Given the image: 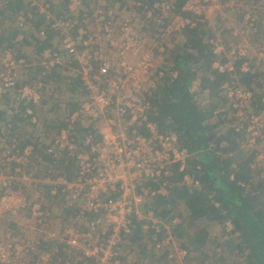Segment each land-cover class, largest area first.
Listing matches in <instances>:
<instances>
[{
    "label": "built area",
    "instance_id": "1",
    "mask_svg": "<svg viewBox=\"0 0 264 264\" xmlns=\"http://www.w3.org/2000/svg\"><path fill=\"white\" fill-rule=\"evenodd\" d=\"M70 2L69 14L57 20L48 16L43 21L54 33L66 35L67 40L61 49L50 47L41 53L35 82L18 86L14 74L28 66L29 60H16L11 50L2 54L0 97H11L15 110L11 108L12 116L7 115L1 123L6 137L0 141V212L9 210L15 215L28 209L32 217L27 224L16 221L14 229L3 230L0 264H122V245L139 227L153 239L151 249L164 258L162 264H185L188 251L172 230L182 223L181 217L162 222L149 202L170 197L176 187L175 171L182 174L187 187L197 186L199 181L197 174L188 170L190 153L180 148L178 138L160 133L147 120L157 86L149 77L153 64L149 34L144 30L153 29L156 39L166 41L187 27L214 21L215 16L211 20L205 13L209 8H223L224 1L186 0L179 11L171 0H153L152 4L133 0L129 17L123 20L107 0H99L92 10L82 0ZM261 5L264 7V0ZM259 22L255 14L246 13L233 37H244ZM261 24L264 26V19ZM39 33L41 41L47 39L44 26ZM217 44L213 42L214 53L220 56L224 51ZM249 47L245 39L235 44L238 59L247 60L241 68L244 72L251 70L246 54ZM9 55L12 59L3 62ZM256 57L264 61V48ZM217 67L222 72L234 69L233 63ZM53 73L78 78L87 95L77 107L62 104V126L48 144L43 146L37 140L25 144L12 130L13 119L17 116L22 123H37L45 80ZM230 85L228 100L234 115L252 98V92L235 82ZM55 93L53 90L52 95ZM198 93L195 87L194 94ZM234 117L240 129L247 130V143L256 147V164L264 168V135L259 134L263 126L258 117L242 113ZM69 165L72 171L63 170ZM146 182H154L156 187L146 186ZM35 183L51 187L48 200L29 203L23 191L16 189L17 185H38ZM54 204L62 206L71 219L58 223V233L35 237L41 229L55 225L47 209ZM226 227L229 232L233 229L231 223Z\"/></svg>",
    "mask_w": 264,
    "mask_h": 264
},
{
    "label": "trees",
    "instance_id": "2",
    "mask_svg": "<svg viewBox=\"0 0 264 264\" xmlns=\"http://www.w3.org/2000/svg\"><path fill=\"white\" fill-rule=\"evenodd\" d=\"M173 1L180 11L186 0ZM23 5L24 0L7 2L12 15H31L29 9L26 11L30 4ZM0 14L3 11L0 10ZM36 15L34 12L31 15L33 21L37 19ZM185 15L192 16L190 13ZM204 25L199 23L195 27H187L181 31L183 39L174 40V52L167 59L169 63L164 62L157 73V89L150 99L156 112H152L154 117L150 112V119L160 132L178 136L180 147L191 154L188 170L197 174L199 185L191 189L185 187L182 185V174L174 170L177 186L171 191L170 197L154 199L149 208L152 207L162 219L169 220L176 215L182 218V223L174 232L188 251L185 264H264V171L253 167L254 153L247 156L243 134L236 133L234 128L226 133L221 130L225 120L204 125V121L213 116L218 108L225 85L232 84L239 77L244 85L250 87L257 79V74L241 71L245 59L234 60L231 72L220 71L215 64L219 62L225 66L228 58L224 53L220 56L214 53V34L206 30ZM42 26L46 28L48 36L44 41L35 40L40 45V52L53 47L50 42L55 35L45 23ZM14 34L13 31V37ZM57 74L63 75L53 73L50 78ZM72 80L82 86L78 78ZM194 83L201 86L203 91H209L211 102L203 114L202 105L198 104L192 90ZM77 93L79 98L74 107L79 106L87 95L85 90ZM20 107L23 108L22 104ZM6 117V112H0V122L5 121ZM21 124L22 120L14 117L12 130L20 128ZM24 143L32 144L30 140ZM198 166L200 170H197ZM145 185L151 187L150 184ZM179 206L183 208V213L176 211ZM227 223L233 226L230 233L226 232ZM211 224L220 226V233L225 238L222 245L218 242L217 248L214 243L217 246L218 239L210 238ZM140 239L139 227L131 237V242ZM152 252L155 254L154 250ZM160 260L164 261V258H156L154 262Z\"/></svg>",
    "mask_w": 264,
    "mask_h": 264
},
{
    "label": "rangeland",
    "instance_id": "3",
    "mask_svg": "<svg viewBox=\"0 0 264 264\" xmlns=\"http://www.w3.org/2000/svg\"><path fill=\"white\" fill-rule=\"evenodd\" d=\"M84 6L92 10L95 8L98 4L99 0H82ZM133 0H107V3L110 4L113 8H115L118 12L120 19H127L129 17V11L131 8ZM173 1V0H171ZM224 1V7L221 9L216 8H209L206 12V16H209V18L212 20L213 16H215V20L212 22H205V29L208 31H212L214 34L215 41L223 48L224 54L228 59V63L226 65L230 66L234 60L238 59V55H236L235 52V44L237 41H241L242 39H245L248 44L250 45L249 51H247L246 54H249L248 62L251 66V70L248 72H252L253 74H257V79L253 81L250 87L244 85L240 78L237 77L234 79L235 85L245 88V90H250L252 92V98L250 100H247L243 102V108H238L237 113L233 115V107H231V103L228 100V95L231 92L232 85H225L224 91L222 92L223 98L219 100L218 103H220L217 107V109L214 111L213 116H211L208 120L204 121V125H207L208 123H216L220 122V120H225L224 126L221 127V130H223L225 133L230 129L234 128L236 133L243 134L244 137V148L247 151L248 155H251V153L255 152L256 147H251L248 143V132L247 130L240 129V124L238 119H235L234 116L238 115V113H242L243 115H255L258 117V123L263 126L261 131L259 132L260 135H264V61L259 62L257 60V52L264 48V26L261 24V20L264 17V7L261 5V0H223ZM8 0H0V10L3 11V14H0V68H2V54L5 50H11L14 54L12 56L16 59H24L25 61L29 62V65L26 67L19 68L14 76L17 80V85L22 86V84H28L33 83L37 80L39 75V69H38V58L41 56L40 52V45L36 43L35 40H43L40 36L39 31L42 29L43 21L48 16L51 17L52 20H57L59 17L69 14L70 13V0H24V6H27V4H30V7L26 9V11L29 9V14L33 15L34 13H38L36 15V18L34 21L32 18H29L30 15H24V14H18V15H12L7 7ZM174 2V1H173ZM235 6H233V3ZM100 3H103V0H100ZM71 4V2H70ZM226 4H229L228 6ZM69 5V6H68ZM45 9V12L43 9ZM69 9V12L67 13V10ZM254 13L258 16L260 23L252 30H247L246 35L243 37L239 36L238 38H234L232 33L236 30L238 23L240 21V18L243 13ZM40 14V15H39ZM21 16H24L21 17ZM18 17V18H17ZM24 20V23L21 25V18ZM25 19L27 20L25 22ZM7 31V33H5ZM14 34V37L12 36V33ZM145 33L149 34V51L151 53L152 58V71L150 72V80L152 84H155L154 80L156 79L157 73L161 70L162 65L164 62L169 63L167 59H169V56L172 52H174V47L176 46V42L174 40H182L183 36L182 33H178L174 35L173 37L167 39L166 41H163V38L161 40H158L154 36V30L150 28H145ZM16 35V37H15ZM19 37V40H17ZM166 39V38H164ZM67 40L66 35H62L59 33H55L54 37L52 38L51 42L53 49L59 50L63 47L65 44V41ZM217 44V45H218ZM222 51V52H223ZM5 58V57H4ZM3 58V62L11 60V56H7L5 59ZM16 59V60H17ZM167 60V61H165ZM219 62H217L215 65L217 66ZM220 66V64H219ZM250 69V68H249ZM242 71V70H241ZM244 72V71H242ZM245 73V72H244ZM58 75V74H57ZM54 76L53 78H49L46 81V87L42 91V99L44 100L42 107L37 111V123L35 125L31 123H24L21 124L20 128H18L16 131L18 135L23 139V142L26 140H30L31 142H34V140H37L38 144H42L45 146L48 144L50 138L55 134L57 128L62 126V119L60 116L65 113V110L63 111L62 104L67 103L70 108L74 107V103L76 102L77 98H79V95L77 92L82 93L83 87L77 84L75 81L72 80V78L66 77L65 75H58ZM197 88L199 90L198 95L195 98L198 101V104L202 105L201 113L205 112L206 107L210 104V98H208V90L203 91L201 89V86H199L197 83H194L192 86V90L194 91V88ZM76 89L73 93V90ZM157 89V87H156ZM53 90H56V93L52 95ZM155 91V90H154ZM154 93V92H153ZM52 95V96H51ZM56 98L57 100H52ZM59 101V102H58ZM11 108L15 110L14 107H12L11 97H0V112H6L8 116L11 115ZM154 111V107L152 103L149 105V111L147 114V120L149 123H151L152 126H156V130L159 131L157 125L155 122H153L150 119V112L152 113ZM156 114V112L154 111ZM221 114H224L220 116ZM152 113V117H154ZM237 118V117H236ZM2 121L0 122V141L6 135L3 133V126H1ZM13 127V125H12ZM160 132V131H159ZM20 133V134H19ZM162 133V132H160ZM165 134V133H164ZM175 135V134H171ZM177 138L178 136L175 135ZM40 142V143H39ZM178 144L181 145V142L178 138ZM182 148V147H180ZM185 149V148H182ZM187 149H185L186 151ZM191 156V154H190ZM192 158V157H189ZM255 158V166L258 167V169H262L264 171V168L260 165L256 164V156L254 153ZM189 162V159H188ZM72 165L66 166L63 168L65 171H72ZM176 168V166H175ZM175 170V169H173ZM264 177V172H263ZM175 181V176H174ZM177 184V182L175 181ZM34 184V183H32ZM38 184L39 187H36L37 185H17V190H22L23 193L27 196L28 201L37 200L44 201V199H49V193L51 190V187L46 185V183H35ZM146 184H150L151 187L155 185L154 182H146ZM52 185V184H51ZM42 186H47V188H43ZM53 190H54V185ZM21 187V188H20ZM31 187L33 189V192L29 189ZM156 187V185L154 186ZM153 187V188H154ZM194 188V187H189ZM31 192V193H30ZM45 192V193H44ZM45 194V195H44ZM35 195V196H34ZM31 198V199H29ZM149 202V206L150 203ZM181 206H182V202ZM179 206L176 208V211L179 213H183L182 207ZM54 208L57 209L58 212H62L61 219L63 221H69L70 214H66L65 211H62V206H56L54 204ZM62 207V208H61ZM157 215V213L155 212ZM180 217L179 215H176ZM171 219H162L159 218L162 222H171L173 218ZM32 217L31 213L28 209L24 211H20L17 214L13 215L11 211L5 210L4 212H0V229H14L13 224L16 223V221H19L21 223L27 224L29 219ZM182 219V218H181ZM63 223V222H62ZM179 226V225H178ZM46 227L41 229L40 235H47V232H54L58 233V231H52V229L55 227V225ZM49 228V229H47ZM176 225L172 227V230L175 231ZM210 238L218 239L217 240V246L216 243H214V247H219L218 242L220 245L224 242L225 238L220 233V226H217V224L210 225ZM153 239L150 240L149 236L144 233L143 230H141V239L140 241L131 242V238L127 243H123L121 251L123 253L124 259L122 264H162V260L160 262H154V259H158V255L154 254L151 249L150 242Z\"/></svg>",
    "mask_w": 264,
    "mask_h": 264
},
{
    "label": "crops",
    "instance_id": "4",
    "mask_svg": "<svg viewBox=\"0 0 264 264\" xmlns=\"http://www.w3.org/2000/svg\"><path fill=\"white\" fill-rule=\"evenodd\" d=\"M73 177V174H72V172H71V178ZM32 186V185H31ZM36 187H39V185H37ZM43 188H47V190H48V187L47 186H42ZM30 190H31V192H33V189L30 187L29 188ZM30 192V193H31ZM45 193V192H44ZM45 195V194H44ZM35 196V195H34ZM62 208V207H61ZM46 209V208H45ZM49 211H50V213H51V217L53 218V220H54V222H55V227L52 229V231H58L59 230V225H58V223L60 222H63V220L61 219V213L60 212H58L57 211V209L56 208H54V207H48L47 208ZM62 211H63V208H62ZM57 223V224H56ZM212 225H214V224H212ZM13 226H14V228L16 227V224L14 223L13 224ZM218 226V225H217ZM6 229V228H5ZM4 230V229H3ZM2 229H0V240H3L5 237H4V231H3ZM40 234V232H38V233H35L34 234V236L35 237H38V235Z\"/></svg>",
    "mask_w": 264,
    "mask_h": 264
},
{
    "label": "clouds",
    "instance_id": "5",
    "mask_svg": "<svg viewBox=\"0 0 264 264\" xmlns=\"http://www.w3.org/2000/svg\"><path fill=\"white\" fill-rule=\"evenodd\" d=\"M247 13H250V12H247ZM252 14H254V13H252ZM255 15H256V14H255ZM256 16H257V15H256ZM257 18H258V16H257ZM258 19H259V18H258ZM262 19H264V17H263ZM262 19H260V20H262ZM259 23H260V22H259ZM259 23H258V24H259ZM258 24H257V25H258ZM39 41H41V40L39 39ZM242 59H244V58H242ZM246 61H247V60L245 59V62H246ZM38 69H39V72H40V67H39V66H38ZM182 185H183V183H182ZM176 186H177V184H176ZM184 186L187 187L186 185H184ZM187 188H189V187H187ZM189 189H190V188H189ZM232 231H233V229H232ZM232 231H231V232H232ZM226 232H227V233H230V232L227 230V228H226Z\"/></svg>",
    "mask_w": 264,
    "mask_h": 264
}]
</instances>
